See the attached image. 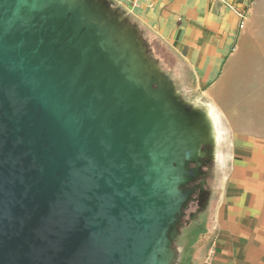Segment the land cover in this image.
Wrapping results in <instances>:
<instances>
[{
    "label": "water",
    "instance_id": "obj_1",
    "mask_svg": "<svg viewBox=\"0 0 264 264\" xmlns=\"http://www.w3.org/2000/svg\"><path fill=\"white\" fill-rule=\"evenodd\" d=\"M119 15L106 0H0V264L178 256L187 167L204 146L215 157L193 112L212 124L143 70Z\"/></svg>",
    "mask_w": 264,
    "mask_h": 264
},
{
    "label": "crops",
    "instance_id": "obj_2",
    "mask_svg": "<svg viewBox=\"0 0 264 264\" xmlns=\"http://www.w3.org/2000/svg\"><path fill=\"white\" fill-rule=\"evenodd\" d=\"M106 1L137 10L145 36L180 53L213 127L209 167L226 173L187 226L190 264H264V0H226L244 21L213 0Z\"/></svg>",
    "mask_w": 264,
    "mask_h": 264
},
{
    "label": "rangeland",
    "instance_id": "obj_3",
    "mask_svg": "<svg viewBox=\"0 0 264 264\" xmlns=\"http://www.w3.org/2000/svg\"><path fill=\"white\" fill-rule=\"evenodd\" d=\"M116 12L123 15L125 22L136 28L138 31V38L141 39L142 44L145 48L146 57L148 60L153 61L161 73L167 76L174 84L175 91L180 95V101L189 108H194L195 91H194V74L193 71L182 63V57L179 52L172 49L168 44L162 42L160 39L149 40L143 31V28L139 26L137 10L128 7H117L114 8ZM114 18V15H111ZM180 22H183L182 19ZM204 150L207 154L200 159V166L198 164H191L188 168H197L195 181L192 183L195 191L192 194L188 205L183 210L181 215V221L177 223V227L181 232L182 238L173 245L174 249H177L178 256L172 264H190L192 258V252L190 250L185 251V246L188 243L194 241L197 232L188 227V224L193 220V216L197 212L206 209L208 202L211 199L212 187L216 184L217 173L221 175L220 178H224L226 172L213 171L209 167V161L213 157L208 154L210 147L204 146ZM191 185V184H190ZM192 186V187H193ZM190 188V187H188ZM188 233L189 240L184 237ZM191 256V257H190Z\"/></svg>",
    "mask_w": 264,
    "mask_h": 264
},
{
    "label": "bare ground",
    "instance_id": "obj_4",
    "mask_svg": "<svg viewBox=\"0 0 264 264\" xmlns=\"http://www.w3.org/2000/svg\"><path fill=\"white\" fill-rule=\"evenodd\" d=\"M99 12L102 14L104 20H107V13L109 12V10L105 7H99ZM119 18L120 20H124V17L122 15H119ZM118 31L122 41L129 43L132 47V50L137 53L138 57L140 58L143 70L145 72H148L151 76L158 78L160 87L170 90L176 100L180 98L179 93L175 91L173 82L161 73L154 62H150L145 59L146 54H144V48L137 43L138 39L136 37V31L133 28L129 27L126 23L122 24V26H119ZM193 114L195 122L204 130V142L206 144L212 143L214 141V133L212 132L211 125L201 114H198L197 112H193ZM201 154L203 155L204 151H202Z\"/></svg>",
    "mask_w": 264,
    "mask_h": 264
},
{
    "label": "built area",
    "instance_id": "obj_5",
    "mask_svg": "<svg viewBox=\"0 0 264 264\" xmlns=\"http://www.w3.org/2000/svg\"><path fill=\"white\" fill-rule=\"evenodd\" d=\"M126 2H129L130 4L133 5L134 8H139L141 6L142 0H124ZM215 2H219L222 5L226 6L230 10H232L238 17H240L243 21L245 19V15L239 11L234 5L228 3L226 0H213ZM244 26V24H241V27Z\"/></svg>",
    "mask_w": 264,
    "mask_h": 264
},
{
    "label": "trees",
    "instance_id": "obj_6",
    "mask_svg": "<svg viewBox=\"0 0 264 264\" xmlns=\"http://www.w3.org/2000/svg\"><path fill=\"white\" fill-rule=\"evenodd\" d=\"M187 168H188V167H187ZM192 186H193V184H191V185H187L186 188H188V187H192ZM187 205H188V203L185 205L184 209L186 208ZM184 209H183V210H184Z\"/></svg>",
    "mask_w": 264,
    "mask_h": 264
}]
</instances>
